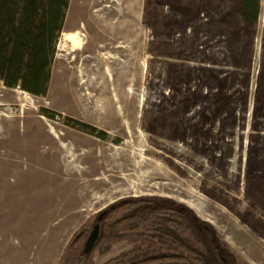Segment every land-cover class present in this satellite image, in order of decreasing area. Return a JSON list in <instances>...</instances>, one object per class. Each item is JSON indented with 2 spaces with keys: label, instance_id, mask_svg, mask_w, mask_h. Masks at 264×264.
Returning a JSON list of instances; mask_svg holds the SVG:
<instances>
[{
  "label": "rangeland",
  "instance_id": "rangeland-1",
  "mask_svg": "<svg viewBox=\"0 0 264 264\" xmlns=\"http://www.w3.org/2000/svg\"><path fill=\"white\" fill-rule=\"evenodd\" d=\"M131 196L264 264V0L250 25L236 0H69L46 94L0 80V264H57Z\"/></svg>",
  "mask_w": 264,
  "mask_h": 264
},
{
  "label": "trees",
  "instance_id": "trees-1",
  "mask_svg": "<svg viewBox=\"0 0 264 264\" xmlns=\"http://www.w3.org/2000/svg\"><path fill=\"white\" fill-rule=\"evenodd\" d=\"M236 1L242 20L248 25L256 22L259 0ZM68 4L69 0H0V80L6 87L46 94ZM96 225L98 239L85 255L84 244ZM121 242L132 247L103 264H241L212 225L183 204L156 196L123 198L87 219L57 264H93L94 253L103 254Z\"/></svg>",
  "mask_w": 264,
  "mask_h": 264
},
{
  "label": "water",
  "instance_id": "water-1",
  "mask_svg": "<svg viewBox=\"0 0 264 264\" xmlns=\"http://www.w3.org/2000/svg\"><path fill=\"white\" fill-rule=\"evenodd\" d=\"M101 217H102V215L99 216V220L101 219ZM98 234H99V226L96 225L91 230V232H90V234H89V236H88V238L84 244L83 253L85 255H88L92 251V249L95 245V242L98 239Z\"/></svg>",
  "mask_w": 264,
  "mask_h": 264
},
{
  "label": "bare ground",
  "instance_id": "bare-ground-1",
  "mask_svg": "<svg viewBox=\"0 0 264 264\" xmlns=\"http://www.w3.org/2000/svg\"><path fill=\"white\" fill-rule=\"evenodd\" d=\"M74 38L76 39V37H72L71 39H73V40H74ZM70 41H71V40H70ZM74 41H75V40H74ZM74 43H75V42H74ZM78 43H80V42H78ZM78 43H77V44H78ZM77 44H75V45H77ZM77 46H78V45H77Z\"/></svg>",
  "mask_w": 264,
  "mask_h": 264
},
{
  "label": "flooded vegetation",
  "instance_id": "flooded-vegetation-1",
  "mask_svg": "<svg viewBox=\"0 0 264 264\" xmlns=\"http://www.w3.org/2000/svg\"><path fill=\"white\" fill-rule=\"evenodd\" d=\"M88 57H89V55H88Z\"/></svg>",
  "mask_w": 264,
  "mask_h": 264
}]
</instances>
